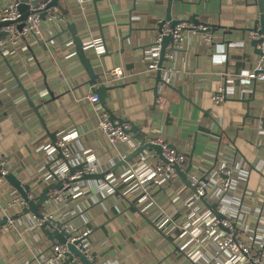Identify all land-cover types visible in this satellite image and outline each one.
<instances>
[{
    "label": "crops",
    "instance_id": "crops-1",
    "mask_svg": "<svg viewBox=\"0 0 264 264\" xmlns=\"http://www.w3.org/2000/svg\"><path fill=\"white\" fill-rule=\"evenodd\" d=\"M68 1H61L66 10L65 15L60 12L64 16L62 29L73 22L84 43L96 38L102 47L101 57L91 60L95 73L105 74L120 66L132 77L129 83L108 92L107 107L116 117L124 118L138 129L146 122L151 123L146 131L148 134L167 138L168 143L180 148H190V154L194 148L193 166L196 169L210 172L225 160L230 166L238 164L244 168L241 187L247 191L251 203L245 226L253 231L258 226L264 229V213L258 211L259 204L264 209V202L257 200L264 201V84L257 83L254 92L252 83L246 82L247 73L259 55L248 41L243 40L245 32H240L253 26L258 18L257 7L247 6L246 0H176L177 4L171 10L172 19L197 14L210 25L235 27L237 31L222 38L216 32L218 41L230 40L229 44L207 45L200 33L189 31H183L178 50H171L172 44L168 43L166 54L174 52L169 87L160 88L159 95L164 89L163 94L156 102L144 75L145 61L138 52L145 49L147 52L153 44L157 29L155 18L165 15L167 0L98 1L103 39L91 0H84L83 5L75 0ZM7 2L0 0V8ZM82 29H85L83 33ZM40 30L42 46L30 37L27 51H22L21 45H8L5 48L11 54L5 58L0 56V158L5 157L10 166L8 171L25 185H44L53 181L46 169L48 163L36 150L50 144V137L28 107L10 69L34 102L37 91L45 90L43 75L48 80L57 76L53 81H47L56 98L40 113L48 132L58 130L61 136L76 132L68 142L76 157L89 151L107 169L117 154L95 130L94 112L85 99L91 88L85 85L88 78L78 58H70L69 51L60 49L71 42L69 33L54 37L58 31H52L55 29L49 25H42ZM128 35L130 39L124 40ZM99 85L102 82L97 80L96 86ZM225 87H228V100L215 104L212 96L218 88ZM253 94L255 102L251 104V116L248 117L245 101ZM256 105L260 111L255 113L253 107ZM219 138L222 142L218 145ZM123 170L124 167H120L118 172ZM100 182L81 181L64 189L69 193L68 211L73 213L75 225L90 229V241L99 246L94 250L98 261L108 264H193L182 254L172 251L170 239L150 223L153 209L141 210L136 196L122 190L104 196L98 188ZM13 194H17L16 190L5 181L0 187V218L4 208L13 214L21 213V206L18 210L6 204ZM172 194L166 190L156 195L157 207H164L167 213L180 219L183 207L170 202ZM49 209L48 205L41 213ZM35 222L32 215L20 214L12 230L0 232V264H35L36 259L48 255L51 242ZM258 235L260 243H264V233ZM73 261L78 263L77 258Z\"/></svg>",
    "mask_w": 264,
    "mask_h": 264
},
{
    "label": "built area",
    "instance_id": "built-area-1",
    "mask_svg": "<svg viewBox=\"0 0 264 264\" xmlns=\"http://www.w3.org/2000/svg\"><path fill=\"white\" fill-rule=\"evenodd\" d=\"M75 1L79 5L84 4V0ZM19 3L20 0H8L7 4L0 8V22H9L8 25L0 27V56L2 58L11 54L5 48L8 45H21V50L27 51V40L30 37H33L42 46L44 44V41L41 40L43 39L40 30L42 25H49L55 29L52 31H58V34L54 37H62L68 33L66 28L62 29L63 27L61 26L64 22V16L55 7L46 8V3L44 2L38 1L36 4H32L31 1H28L29 14L26 21L20 23V14L17 10ZM43 13H45L44 19L41 18ZM188 17L176 19L178 22L172 28L171 23L165 20L163 14L156 16L157 29L155 30L154 42L147 52L145 51L146 49L138 52V55L145 61L146 71L144 75L149 87L152 88L155 85L154 77L159 61L162 38L171 36L173 39L172 48L179 49L183 39V31L199 33V31L207 29L206 26L201 24L194 26ZM48 30L50 31L51 29ZM84 30L82 29V33ZM1 33H6L7 35L2 36ZM201 35L207 45L221 41V39L218 41L216 36L212 38L210 34ZM261 37L263 36L258 35L257 32L247 31L244 33L243 40L250 42ZM83 47L86 56L91 60L92 58L98 59L97 57H101L103 53L102 47L97 43L96 38L83 43ZM258 48L261 54L246 76V82L252 83V85L254 82H256V85L257 83L264 84V39L258 45ZM60 49L69 51L70 58L75 57L72 42L62 45ZM173 53L171 51L165 56L167 69L163 70V79L166 82L169 80V71L172 69ZM56 77L53 76L50 80L46 77V81H53ZM131 80L132 77L125 73L120 66L113 67L105 74H99V81L102 82L101 86L105 87H119L129 83ZM163 90L161 94H163ZM227 90L228 87L218 88L212 96V101L215 104H220L227 100ZM85 99L94 112L95 130L107 140L111 148L115 149L117 152L116 158L111 159L106 169V167H102L95 155L89 151H84L76 157L68 146L69 140L76 136V132L61 136L60 131L56 130L58 135L56 146L61 149V153L64 159L68 161V164L74 167L84 163L82 169L75 171L73 174L69 173L68 165L64 161L56 160L55 150L51 144H46L36 149L37 153L48 163L50 171L56 175L57 180L62 181V189L50 193V200L45 209H47L48 205L51 209L43 212V220L34 219L36 221L35 225L39 228V225L44 220H56L62 223L63 230L70 233V235L64 243L50 245L47 250L48 255L36 259L35 264H62L69 253V245H74L93 264H108L101 263L96 259L94 250L99 249V246L90 241V229L86 227L78 228L75 225L74 215L71 211L70 213L68 211L69 193L64 191L65 188L76 185L75 180L83 175L107 173V171L109 173L98 184V188L102 189L104 196L120 190L128 195L136 196V203L141 210L147 208L154 210L150 217V223L158 232L170 239L172 251L182 254L193 264H264V243H260L258 235L264 233V229L258 226L253 231L245 226V221L248 217V205H251V203H249L247 191H244L241 187L244 179V168L239 167L238 164L230 166L225 160V162H221L218 165L216 170L206 172L196 169L192 162V168L186 177L190 187H186L181 184L173 166L178 165L181 171L187 168L190 148H180L168 143L167 138L147 133L142 136L144 143L160 146L162 158L152 149H146L130 163L120 166L121 168L124 167L123 171L118 172L120 167L113 171L118 162L139 147L141 138L140 136L135 137V134L126 133L134 124L127 122L124 118H120L124 119V122L118 123L115 121L112 123L109 120L107 111L99 105L98 98L92 93V90L85 95ZM48 100L49 97L45 90L37 91L35 103H43L41 110L49 107ZM253 102H255V99ZM253 109L255 113L260 111L257 105ZM217 144H220V138ZM5 166L8 167L5 168ZM9 167L5 157L0 158V173L2 175L11 172L8 171ZM4 182V178L0 177V187ZM52 182L55 181L53 180ZM44 185L39 183L28 185L30 189L27 193L28 199L34 201ZM166 190L173 192L170 202L183 207L180 219H176L172 214L167 213L164 207H157L156 195ZM11 196L13 198L6 203L9 208L13 207L19 210L18 206H21L22 210L26 206L25 201L18 193ZM202 198L208 205H215L214 209L206 208L201 200ZM257 200L259 203L264 202L261 199ZM245 201H247V205L243 206ZM258 211L264 213V209L260 204ZM3 214L2 217H6L7 222L5 226L0 227V232L7 233L12 230L15 224L14 218L21 213L14 216L8 208H4ZM215 214L220 215L221 218L216 217ZM73 263H77V261L72 260L70 264Z\"/></svg>",
    "mask_w": 264,
    "mask_h": 264
},
{
    "label": "water",
    "instance_id": "water-1",
    "mask_svg": "<svg viewBox=\"0 0 264 264\" xmlns=\"http://www.w3.org/2000/svg\"><path fill=\"white\" fill-rule=\"evenodd\" d=\"M28 1H31L32 4H36L38 1L44 2V3H46V8L55 7L63 15L66 14V10L62 6V2H61L62 0H20V3H19L18 8H17V10L20 14V18H19L20 23L25 22L28 14H29V6L27 5ZM64 1H68V0H64ZM98 1H102V0H91L93 7H94L96 20H97V23L99 26L100 36H101V39H103V34H102L101 27H100V21L98 18V7H97ZM254 3H255L254 5L257 7L258 18L256 20H254L253 26L251 28L245 29V31H244V29L240 30V32L252 31V32H257L258 35H260V36H263L259 39L251 40L249 42L250 45L255 49V53L257 55H260L261 51L258 48V45L264 39V0H254ZM176 4H177L176 0H167V2H166V9H165L164 17H165L166 21L171 23L172 28L178 22L177 20L172 19V15H171L172 6H174ZM44 17H45V13H43L41 15L42 19H44ZM188 19L194 26H197L200 24L206 26L207 29L204 31H199V33L200 34H210L212 36V38L215 35H217L216 32H218V34L222 38L224 36H230L233 31H237V29L235 27L225 28V27H221V26H217V25H210L208 23L207 24L201 23L199 21V17L197 14L190 15L188 17ZM8 24H9V22H0V27L6 26ZM219 28H222V30H219ZM66 31H68V33L70 35L75 56L78 58L79 64L81 65L85 74L87 75L88 81L85 83V85L90 86L92 93H94L98 98L99 105L107 111V113L109 115V120L112 123L115 121L118 123L124 122L123 121L124 119H120V118L116 117L114 115V113L110 109L107 108L108 92L113 91V90H115L121 86H119V87H117V86L105 87V86H101V85L96 86V81L97 80L99 81V74L95 73L93 65L91 63V59L88 58L84 52V47H83L84 42H83L82 38L77 35L78 32L76 29V24L67 23L66 24ZM1 35L6 36L7 34L1 33ZM128 39H130L129 35L124 38V40H128ZM230 42H231L230 40L223 41L221 39V41H219V42H216V43L213 42L212 45H219L221 43L229 44ZM102 43H103V41H102ZM168 43H171V44L173 43V39L171 36H165L164 38H162V40L160 42L159 61H158L157 70L155 73V85L151 88V91L153 93L155 101L161 95V93L159 95L160 88L163 86L169 87V83L163 79V73H164L163 70L167 69L165 66V63H166L165 56H166V49H167ZM103 46L105 47L104 43H103ZM171 50H178V49H171ZM10 71H11L12 77L16 83V86L22 92L28 107L32 110L34 116L39 121L42 129L50 137V144L53 146L54 150L57 153L56 160L64 161L68 165V169H69L70 174H73L77 170H81L82 167L84 166V163H81L77 166L72 167L68 164V161L66 159H64V156L61 153V149L56 146L57 131H53V132L47 131V124L45 123L44 118L41 116V113H40V110H41V107L43 106V103L40 102L39 104H36L34 102V100L32 99V97L29 96L28 91L24 88L23 83L17 78V76L15 75V73L12 72L11 69H10ZM46 80H47L46 76H43L44 88H45L46 93L49 96L48 103H50V102H53V100L56 97L54 96L53 92L50 91L49 85H48ZM255 89H256V82H254V84H253L254 92H255ZM254 98L255 97L253 94L252 98L247 99L245 101L246 111H247L246 115L248 117L251 116V113H250L251 112V104L254 101ZM126 133L135 134V137L140 136L141 141L139 143V147L135 151H133L131 154L127 155L123 160L118 162L116 164V166L113 168V171H115L117 167L125 166L126 164L130 163L133 159H135L140 154H142L146 149H152L153 151H155L160 156V158H162L161 147L157 146V145H152V144H145L144 138L140 135V131H139L137 126H135V125L132 126L130 130L126 131ZM220 144H221V138H220ZM193 155H194V148L191 151L187 168L184 171H181L179 169L178 165L173 166L175 171L178 174L180 181L186 187H190V183L186 177H187V173L192 168ZM7 167L8 166H5V168H7ZM46 169L50 173L52 180H54L55 182H51L47 185H44V187L41 189L40 193L34 199V201H31L27 197V193L30 190L28 185L22 184L21 181H19V179L11 172H8V173L3 174V175L0 173V177H3L4 180L8 183V185H10L13 189H15L16 192L18 193V195L25 201L26 206L21 210V214L24 216L32 215L34 217V219L43 220L44 215H43V213H41V210L46 208L47 204L49 203L50 192L55 191V190L59 191L62 189V181L57 180L56 175H54V173L52 171H50V166L48 164L46 166ZM108 173H109V171H107V173L105 172V173H100V174L83 175L81 178H79L75 181L76 182L102 181V180H104V177ZM201 200L204 202L206 208H208L210 210L214 209L215 205H208V203H206V201L203 198ZM215 215H216V217L221 218L220 215H218V214H215ZM17 218L18 217L16 216L14 219H17ZM6 222H7L6 217H2V219H0V227L5 226ZM39 229L47 237L48 241L51 242V246L64 243L66 238L70 235V233H67L63 230L62 223H60L59 221H56V220H44V221H42V223L39 225ZM75 243H77V242H75ZM68 250H69V253L66 255L65 260L62 264H69L72 262V260L74 258H77L78 263H73V264H93V263L89 262L85 258L84 254L81 251H79L78 249H76L74 245H69Z\"/></svg>",
    "mask_w": 264,
    "mask_h": 264
},
{
    "label": "trees",
    "instance_id": "trees-1",
    "mask_svg": "<svg viewBox=\"0 0 264 264\" xmlns=\"http://www.w3.org/2000/svg\"><path fill=\"white\" fill-rule=\"evenodd\" d=\"M246 4H247V6H249V5H251V6H254V0H246ZM207 19H199V21L201 22V23H204V24H207V21H206ZM117 89H115V90H113V91H116ZM160 96H162V94L160 95ZM159 96V97H160ZM158 97V98H159ZM157 101H158V99H157ZM156 101V102H157ZM108 105V104H107ZM108 108V107H107ZM109 109V108H108ZM150 124L151 123H149V122H146L143 126H142V129H139V131H140V134L142 135L143 133H148V132H146L147 130H148V128H149V126H150ZM142 130V131H141ZM143 136V135H142ZM221 137H223V136H221Z\"/></svg>",
    "mask_w": 264,
    "mask_h": 264
}]
</instances>
